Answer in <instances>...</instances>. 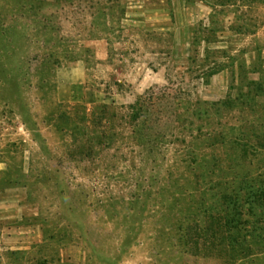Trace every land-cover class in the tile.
<instances>
[{
  "label": "rangeland",
  "instance_id": "1",
  "mask_svg": "<svg viewBox=\"0 0 264 264\" xmlns=\"http://www.w3.org/2000/svg\"><path fill=\"white\" fill-rule=\"evenodd\" d=\"M138 1L0 0V264H264V0Z\"/></svg>",
  "mask_w": 264,
  "mask_h": 264
},
{
  "label": "crops",
  "instance_id": "2",
  "mask_svg": "<svg viewBox=\"0 0 264 264\" xmlns=\"http://www.w3.org/2000/svg\"><path fill=\"white\" fill-rule=\"evenodd\" d=\"M126 5L124 7V11H125V16L127 18H131V17H134V18H139L141 16L144 15L143 13V2L141 1H138V2H130V0H124ZM98 44H107L108 43V40L106 39H101V40H98L97 41ZM263 59V65H264V56L262 57Z\"/></svg>",
  "mask_w": 264,
  "mask_h": 264
}]
</instances>
